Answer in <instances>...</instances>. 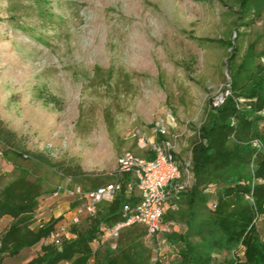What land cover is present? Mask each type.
<instances>
[{
    "label": "rangeland",
    "instance_id": "rangeland-1",
    "mask_svg": "<svg viewBox=\"0 0 264 264\" xmlns=\"http://www.w3.org/2000/svg\"><path fill=\"white\" fill-rule=\"evenodd\" d=\"M237 7V0H0V118L23 138L20 149L78 163L92 178L110 176L124 151L143 155L138 131L146 151L149 142L172 140L184 164L194 128L227 80L228 50L199 39L236 31L241 54L250 42L264 47V9L240 26ZM51 95L56 103L46 101ZM3 150V183L27 168L30 178L58 189L43 198L33 226L66 219V188L84 184ZM179 227L164 224L150 242L162 264L177 257L162 233ZM256 227L264 234V216ZM34 250L3 264H24Z\"/></svg>",
    "mask_w": 264,
    "mask_h": 264
},
{
    "label": "trees",
    "instance_id": "trees-1",
    "mask_svg": "<svg viewBox=\"0 0 264 264\" xmlns=\"http://www.w3.org/2000/svg\"><path fill=\"white\" fill-rule=\"evenodd\" d=\"M237 6V22L249 26L251 15H261L264 0H237ZM236 34L228 39H199L228 50L227 80L222 100L210 103L205 120L193 130L189 148L193 182L165 205L161 218L163 225L180 226L179 230L162 233L176 249L175 264H264V234L256 227L264 216V47L257 50L250 42L241 54L234 41ZM48 97L47 102L56 103L54 95ZM22 139L0 118L4 157L46 165L63 177L83 183L85 188L74 185L85 190L115 179L112 174L92 178L78 163L22 150ZM254 141L259 147L252 145ZM178 165L183 167L181 162ZM119 179L128 180L129 175ZM54 192L40 178H30L27 168H19L6 183L0 174V220L10 218L9 224L0 228V264L35 245V255L24 264H162L153 256L150 244L160 232L150 235L142 224L121 228L114 249L104 240L109 228L124 220L123 204L137 201L135 195L126 196L124 188L113 200L100 202L93 216L71 225L70 237H64L60 245L47 242L63 218L33 224L43 198ZM72 202L73 207L76 202Z\"/></svg>",
    "mask_w": 264,
    "mask_h": 264
},
{
    "label": "built area",
    "instance_id": "built-area-1",
    "mask_svg": "<svg viewBox=\"0 0 264 264\" xmlns=\"http://www.w3.org/2000/svg\"><path fill=\"white\" fill-rule=\"evenodd\" d=\"M222 97L223 95L216 99L214 104H218ZM147 142L144 134L138 131V146L144 148ZM149 143L148 156L136 155L131 151H124L119 155L117 167L112 172L117 177L115 180L89 190L79 185L66 188L65 193L76 204L68 217L62 219L51 231L48 242L60 245L64 237H70L68 229L71 225L78 224L84 217L93 216L100 202L113 200L123 188L126 196L135 195L137 201L134 205L123 204L121 213L124 220L109 228L104 238L110 247H116L121 228L135 223L144 225L150 235L161 232L164 229L161 218L165 205L191 186L193 174L190 171V161L185 162L182 168L178 165L172 140L159 139ZM252 145L259 147L257 141L252 142ZM123 174H128L129 179L120 180L119 177ZM57 191L58 189L53 195H57Z\"/></svg>",
    "mask_w": 264,
    "mask_h": 264
},
{
    "label": "crops",
    "instance_id": "crops-1",
    "mask_svg": "<svg viewBox=\"0 0 264 264\" xmlns=\"http://www.w3.org/2000/svg\"><path fill=\"white\" fill-rule=\"evenodd\" d=\"M139 147V146H138ZM143 149V150H142ZM145 149H147V148H140V152L143 154V155H140V156H148L150 153L148 152V150L146 151ZM145 150V151H144ZM136 155H139V154H136ZM190 158V157H189ZM116 167H117V165H116ZM115 177V176H114ZM117 177H115V179H116ZM114 179V180H115ZM112 181V180H111ZM70 201H71V203H73L72 201V199H70ZM64 206V205H63ZM5 220V224L3 225V227H6L8 224H9V222H10V218L9 217H3L1 220H0V225H1V223H2V221H4ZM7 221V222H6ZM173 226V227H175L176 226V224H174V223H169L168 225L166 224L165 226L167 227V226ZM162 227H163V224H162ZM173 229H175V228H173ZM179 229H180V227H179ZM161 233V232H160ZM68 234L70 235V233H69V230H68ZM34 247V246H33ZM35 247H36V245H35ZM31 249H35L34 251H36L37 250V248H25V249H23V250H25V251H28L27 253H31ZM22 250V251H23ZM21 251V252H22ZM20 252V253H21ZM63 263V262H62ZM61 263V264H62ZM60 264V263H59ZM63 264H66V263H63Z\"/></svg>",
    "mask_w": 264,
    "mask_h": 264
}]
</instances>
